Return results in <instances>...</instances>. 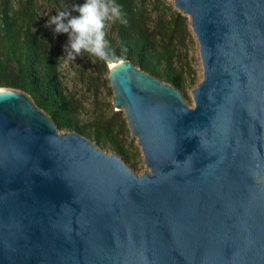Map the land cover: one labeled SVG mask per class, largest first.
<instances>
[{
    "label": "water",
    "instance_id": "1",
    "mask_svg": "<svg viewBox=\"0 0 264 264\" xmlns=\"http://www.w3.org/2000/svg\"><path fill=\"white\" fill-rule=\"evenodd\" d=\"M202 80L189 107L108 68L146 170L0 88V264H264V0H172Z\"/></svg>",
    "mask_w": 264,
    "mask_h": 264
},
{
    "label": "trees",
    "instance_id": "2",
    "mask_svg": "<svg viewBox=\"0 0 264 264\" xmlns=\"http://www.w3.org/2000/svg\"><path fill=\"white\" fill-rule=\"evenodd\" d=\"M53 2L60 4V0ZM64 2L60 11L70 7L72 15H78L74 6L84 0ZM117 2L121 19L105 28V38L116 56L178 89L185 99L187 88L198 83L196 71L186 60L192 39L188 18L159 0ZM11 3L0 0V88L24 92L52 119L58 131L78 132L134 169L136 164L123 138L126 123L119 112L107 117L99 109L92 121L79 120L82 107L65 91L59 73L66 34H55L53 26L49 30L38 26L37 0H24L17 10ZM96 61L94 80L98 82L108 68L103 61Z\"/></svg>",
    "mask_w": 264,
    "mask_h": 264
},
{
    "label": "rangeland",
    "instance_id": "3",
    "mask_svg": "<svg viewBox=\"0 0 264 264\" xmlns=\"http://www.w3.org/2000/svg\"><path fill=\"white\" fill-rule=\"evenodd\" d=\"M64 1L65 0H60V4L57 5L53 0L51 2L48 0H37L36 9L38 13V26L40 28L43 30H49L52 27L49 23L50 18L60 11L59 6H63L65 3ZM159 1L172 6V0ZM11 2L12 9L17 10L18 6L24 2V0H11ZM66 11L71 12V8L69 7ZM67 50V39H65L64 54L59 67V73L65 91L72 95L82 107L79 114V120L86 123L90 122L102 109L107 117L111 116L114 112H119L121 114L119 117L126 123L123 110H118L112 105L113 90L108 79V73L99 77L98 82L94 80L96 74V58L81 53L74 60L68 59L66 56ZM187 51L188 56L186 60L191 62V66L196 71V78L199 83L202 80V68L197 42L193 34L192 39L188 44ZM193 88H187L186 90L185 101L189 107H193L191 95V90ZM125 129L126 133L123 134V138L127 149L129 150V154L132 156L133 161L136 164V167L131 170L137 175H140L146 170L143 163V157L137 146L136 138L131 134L127 123ZM104 151L112 153L109 150Z\"/></svg>",
    "mask_w": 264,
    "mask_h": 264
},
{
    "label": "clouds",
    "instance_id": "4",
    "mask_svg": "<svg viewBox=\"0 0 264 264\" xmlns=\"http://www.w3.org/2000/svg\"><path fill=\"white\" fill-rule=\"evenodd\" d=\"M78 15L69 11H59L50 18L55 34H66L68 59H75L81 53H87L112 69L123 63L116 56L105 38L108 24L121 19L122 9L117 0H84L74 6Z\"/></svg>",
    "mask_w": 264,
    "mask_h": 264
},
{
    "label": "bare ground",
    "instance_id": "5",
    "mask_svg": "<svg viewBox=\"0 0 264 264\" xmlns=\"http://www.w3.org/2000/svg\"><path fill=\"white\" fill-rule=\"evenodd\" d=\"M119 66V65H118ZM116 68V67H115ZM112 69H114V68H112ZM1 92V91H0Z\"/></svg>",
    "mask_w": 264,
    "mask_h": 264
}]
</instances>
